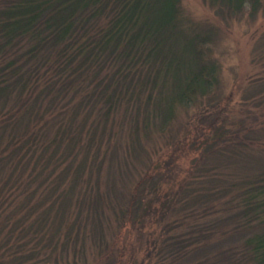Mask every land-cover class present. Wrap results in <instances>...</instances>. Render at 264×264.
<instances>
[{
    "label": "rangeland",
    "instance_id": "rangeland-1",
    "mask_svg": "<svg viewBox=\"0 0 264 264\" xmlns=\"http://www.w3.org/2000/svg\"><path fill=\"white\" fill-rule=\"evenodd\" d=\"M178 19L208 35L202 49L216 65V82L195 101L174 105L169 118L152 108L159 87H142L140 70L134 74L139 83L133 85V101L125 95L106 113L92 91L95 82L108 83L104 77L112 68L106 65L98 79L76 80L59 100L44 86L54 73L44 70L51 66L45 61L41 69L52 73H41L40 87L13 94L16 106L11 97H0V264H229L239 250L237 236H231L234 203L229 202L235 190L229 183L250 177L249 188L261 185L253 176L259 166L248 165L246 151L264 155V14L250 17L248 8L229 14L209 0H180ZM173 70L171 65L170 75ZM42 89L49 91L46 98L38 94ZM32 91L38 102L34 112L25 113ZM212 119L215 124L207 129ZM25 121L36 134L31 159L23 157L26 146L9 154ZM70 134L76 146L67 154L62 136ZM231 144L239 151H229ZM36 159L38 178L30 171ZM146 203L152 210L133 221L135 206ZM241 204L236 200L234 210ZM31 208L23 226L39 221L34 235L18 225ZM259 219L248 215L242 221L264 229ZM167 248L183 254L164 256Z\"/></svg>",
    "mask_w": 264,
    "mask_h": 264
},
{
    "label": "trees",
    "instance_id": "trees-1",
    "mask_svg": "<svg viewBox=\"0 0 264 264\" xmlns=\"http://www.w3.org/2000/svg\"><path fill=\"white\" fill-rule=\"evenodd\" d=\"M209 2L211 5L217 3L229 14L237 15L245 8H248L250 17L258 12L264 14V0H209ZM179 6L180 0H0V97H11L16 106L18 96L13 94L22 95L29 86H32L31 89L40 87L41 73L46 77L52 72L44 70L51 68L54 69L53 78L47 83L44 82V86L45 88L51 86L55 90L52 98L60 100L61 94L66 93V89L76 80L85 79L87 76V81L90 78L96 80L106 66H111V71L107 72L109 77H104L108 83L100 80L92 85L94 96H99L104 101L106 113L121 97L125 98V95L127 99L131 97V102L133 101L134 97L131 95L133 85L139 83L134 74L140 70L142 76L139 81L142 87L148 85L159 87L157 97L152 101V108L163 109L161 118H169L174 105L195 101L198 96L205 95L209 87L216 82V65L205 57L202 49L208 35L202 30L199 31L197 26L186 25L183 20H179ZM101 20L105 21L103 25L100 24ZM50 60L51 66L47 65L42 70L41 67ZM171 65L174 66L172 75ZM169 76L172 78L167 87ZM48 92L45 94L42 89L38 94L45 95L46 98ZM34 93L32 91L29 96L32 100L28 98L23 105L25 113L34 112V105L37 104L36 99L39 96ZM9 124L13 125L11 122ZM207 124V129H211L215 120H209ZM13 127L15 128L14 125ZM20 129L23 130L20 136L15 132L12 142L9 143L14 147L9 154L14 155L26 146V151L22 153L23 157L31 159L36 152L32 142L36 134L28 128L27 121ZM65 133L63 131V134ZM62 138L67 140L68 154V151L76 146L75 139L71 134ZM62 138L59 137L55 143L57 147L62 143ZM230 146L229 151H239V148L234 149L233 144ZM246 148L248 150L249 146L244 144L243 149ZM262 152L264 153V148ZM67 154L62 155L61 159L67 158ZM246 154L249 159L248 165L252 166L255 163L259 166L253 176L261 185L249 188L250 177L237 183H229L230 188L235 190L229 203L235 204L238 199H242L244 203L236 210L232 204L233 212L230 213V217L228 216L235 221L233 226L235 233L231 236H237L239 249L233 257L230 256L229 264H264V229L255 222L250 226L244 224L245 220L242 221L249 215L253 219L260 218L258 222H264V201L260 199H264L262 184L264 155L258 154L256 157L252 153L250 155V151H246ZM53 158V153L48 155V164ZM38 162L36 159L34 167L30 170L35 178H38L36 175ZM85 162L84 158L75 168L77 176L81 174ZM248 165H245L244 169H247ZM47 177L48 180L53 178L52 173ZM152 185L154 186L153 182L150 186ZM252 191L254 192L250 193ZM253 199L255 201H252ZM166 204L169 206L171 203L168 201ZM145 205L143 208L135 206L138 211L133 212L135 216L133 221H138L145 212H150L149 207L152 210L148 203ZM154 210L155 213L158 211ZM181 210L182 208L178 211ZM31 211L32 208L27 209L25 216L20 217L18 225L22 231L38 234V227L36 229L34 227L39 221L38 223L32 221L26 227L23 226V219L29 220ZM48 213L49 208L42 212L39 220L42 221L43 216ZM13 223L15 225V221ZM257 226L260 228L257 229ZM183 250V253L189 252L187 248L183 247ZM162 252L167 257L183 254L171 248Z\"/></svg>",
    "mask_w": 264,
    "mask_h": 264
}]
</instances>
